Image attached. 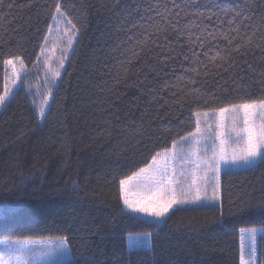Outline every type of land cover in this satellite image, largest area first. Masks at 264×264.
I'll list each match as a JSON object with an SVG mask.
<instances>
[{
    "label": "trees",
    "instance_id": "1",
    "mask_svg": "<svg viewBox=\"0 0 264 264\" xmlns=\"http://www.w3.org/2000/svg\"><path fill=\"white\" fill-rule=\"evenodd\" d=\"M57 2L11 0L9 8L5 0L0 10V94L5 60L22 61L29 72L0 110V243L67 238L68 264H241L240 230H264V159L222 175L219 206L175 211L159 227L125 214L119 181L194 131L195 112L264 98V0H215L220 15L204 20L209 30L237 35L229 29L240 24L229 25L232 16L221 9H239L250 27L235 43L252 41L215 63L209 58L224 55L226 40L193 46L199 63L175 33L169 37L175 51L151 41L141 51L138 41L170 0H59L78 41L41 124L35 108L41 48ZM205 4L214 8L212 0H196L202 10ZM179 19L180 26L199 21L183 13ZM146 233L150 247L129 248V234ZM258 261L264 264V235Z\"/></svg>",
    "mask_w": 264,
    "mask_h": 264
},
{
    "label": "snow or ice",
    "instance_id": "2",
    "mask_svg": "<svg viewBox=\"0 0 264 264\" xmlns=\"http://www.w3.org/2000/svg\"><path fill=\"white\" fill-rule=\"evenodd\" d=\"M214 8L208 9L207 4L201 7L196 6V0H183V3L178 2V0H170V3H164L160 11L157 12L159 20H154L153 25L150 26L151 31L144 36L142 41H138L141 45V51L143 47L147 45L149 41L156 44L158 47H167L170 51H175L172 47V43L169 42V37L172 33H175V40L179 42L181 38H186V42L189 45V50L192 51V55L196 57L194 63H199L200 53H196L193 50V46L204 48L205 45L210 44V38L212 40H226L227 48L224 55L218 54L215 57H210L209 59L215 63L218 59L228 61L232 52H240L242 48H246L251 44V38L249 37L244 44L235 43L238 39H244L239 33L243 29L245 36H247V28L250 25L247 23L249 17L244 15L239 9L233 11L231 9H221L223 15L228 16L231 14L232 19L228 20L229 25L240 24V27H230L229 32H235L237 35H231L228 33L217 34L215 31L209 30V25L204 24V20L211 21L215 17L219 19L220 13L215 11V0H212ZM5 5V0H0V10L3 9ZM7 6L11 8L13 5L11 0H8ZM55 15L52 17L55 22L50 28L51 31H59L58 24L63 21L65 23V29L63 32L67 35L65 46L63 48L64 55L60 57L59 68L63 69L65 60L69 59V53L74 52L73 44L77 41V36L79 29L76 24L72 23L64 11H62V3H56ZM159 7V5H158ZM181 13L185 16L199 17V21L193 20L192 23L180 26ZM237 17H242V20L237 21ZM195 27L199 29V32L193 33L191 29ZM70 33V34H69ZM255 35V33H253ZM155 37V39H153ZM163 41L164 43H158ZM48 43V39H45V44ZM210 50V49H209ZM45 48L42 46L41 53L43 54ZM207 55L205 51L203 53ZM132 56L138 57L139 52L133 50ZM19 59V57H17ZM40 57H37L39 61ZM6 66L11 65L12 71L16 74V65L13 64V60L7 59L4 61ZM49 64V59L45 57L44 65ZM218 67L223 66L217 65ZM20 67H23V62L21 61ZM192 71L199 75V71L193 68ZM60 77V72L55 71L50 79L46 80L48 85V91L46 95H42L41 105L38 108L39 116L41 119L46 120L51 114L50 109L52 103L55 102V97L53 95L54 91H58L57 79ZM17 79H20L17 74ZM8 73H5V88L3 94H0V110L6 109L9 104V99L14 98L18 95V92L14 91L12 87H9L8 83ZM194 82V81H191ZM15 85V81H12ZM29 95L32 93L29 92ZM51 99L52 103H49ZM195 130L189 131L186 136H181L179 140H173L172 148L183 149L184 145H188L191 154L197 155V160L195 163V168L192 170L193 175H195L196 170H202L203 184L197 185L195 193L190 197L185 194V189L183 187L182 177L185 176V169L180 168L177 174L176 170L173 169L170 172V165L165 164L163 167H157L151 172L152 165L147 167H141L138 172H135L132 177L128 179H121L120 190L121 198L123 200V205L127 212L130 213H140L146 214L149 217H154L157 220V226H161L163 223L170 219V216L166 214L173 208L174 205H178L176 211H187L199 207L201 204L210 205L213 208L217 207V192L220 187V176L222 172L227 174H232V168L237 166L239 162L244 164H249L256 160L257 157L264 155V98L261 99H250L246 102L232 103L227 106H221L214 111L213 116H209L208 112L200 113L195 112ZM201 117H203L204 128L201 127ZM209 119L215 124V131L213 132V124L208 123ZM226 121H230V124L226 125ZM242 123V126H241ZM228 128L227 138L235 139L232 140L234 144H242V148L239 153H233L230 157L225 154L224 145L226 143V132L225 129ZM216 139H219L220 147L219 151L216 148ZM210 141V143L202 144L201 141ZM165 153L170 151L169 149H164ZM211 152V157L208 153ZM161 154L157 153L152 157L153 164L156 163L157 157ZM189 153L179 152L175 153L171 159L173 161H183L188 162ZM202 165L204 166L202 168ZM223 165V167H222ZM137 178V184L133 185V189H139L141 191H146L145 195H139L135 200H130L129 197L124 194V186L129 183V180ZM192 184H196L195 179H193ZM179 185V188L176 186ZM192 185H189V191H191ZM177 192H179L180 198L177 197ZM260 211H264V206L260 208ZM173 214H175L173 212ZM241 241L243 247V241L246 236L249 241H254L256 238V230L253 229L250 232L246 229H241ZM264 231V230H261ZM151 233H146L143 235H131L128 236L129 248H147L151 246ZM8 247V258L0 256V264H14L12 259L13 249L11 248V242L5 241ZM15 243L21 247L17 248L16 251H23L26 256H16L15 260L17 262L23 259L24 264H28V260H34L37 257H49L52 255H59L63 257H70L71 252L67 247V238L58 240L54 245L45 244L42 247H33V242L24 240H17ZM251 251L255 252V247L253 246ZM241 264H244L242 259Z\"/></svg>",
    "mask_w": 264,
    "mask_h": 264
},
{
    "label": "rangeland",
    "instance_id": "3",
    "mask_svg": "<svg viewBox=\"0 0 264 264\" xmlns=\"http://www.w3.org/2000/svg\"><path fill=\"white\" fill-rule=\"evenodd\" d=\"M58 29H59V31H52V33L50 34V36L48 38V43L45 45V51L42 55V58H43V64H42V68H41L42 75H41V79L39 80V89L41 88V91L39 90L38 96L35 100V108H36V111H37V114L39 117V121L41 124H43L45 120L41 119V117L39 116L38 108L41 105L42 95H46L47 91H48V85L45 82H46V80H48L52 77L53 72L59 71L60 77L57 79V85H58L63 73L65 72V66L67 64V61L69 60V59L65 60L63 69L59 68V60H60V57L64 55L63 48L65 46V42L67 39V35H65V33L63 32V30L65 29V23L63 21H61L58 24ZM77 41H78V36H77ZM77 41L74 42V44H73L74 50H75ZM72 53H69V58L71 57ZM45 57H47L49 59V64L47 66L44 65ZM20 63H21L20 61L13 62V64L16 65V70H17L16 74L13 73L11 65L6 66V72L8 73L7 83L9 85V87H12L13 90L16 92H19L21 90V83L25 78L28 77V73H29L28 70L24 67V65L22 68L20 67ZM17 74L19 75L20 79H17ZM12 81H15V85L12 84ZM12 99L13 98H10L9 102ZM49 103H52L51 99L49 100ZM213 114H209V116L211 117V116H213ZM201 120H202L201 127L204 128L205 125L203 123V117H201ZM208 123L213 124L212 131L214 132L215 131V124L213 123V121L211 119H209ZM228 124H230V121H226V125H228ZM241 126H242V123H241ZM225 132H226V137H225L226 143L224 145V150H225V154L230 157L234 152L239 153L243 145L242 144H234L232 142V140L235 139V136H233L232 139L227 138V132H228L227 127L225 129ZM201 143L202 144L210 143V141L202 140ZM219 147H220L219 139H216L217 151H219ZM181 151L189 153L187 163H185L183 161L177 162V161H173L171 159V157L175 153H179ZM208 155H209V157H211V155H212L211 152H209ZM263 159H264V155L257 157L255 161H253L249 164H244L241 161V162H239V164L237 166H234L232 168V172H241V171H246V170H250L252 168H255L256 166L259 165V163ZM196 160H197V155L191 154V150H190L188 145H184L183 149H181V148L173 149L172 148L169 152L163 153L159 157H157L155 164H153V162L151 163L152 169H149V172H151L152 170H154L157 167H163L166 163L171 166L170 172L173 169H175L177 174H178L180 168H184L185 169V176L182 177L181 180L184 182L183 187L185 189V194L190 197L191 195H193L195 193L196 186L203 184V180L201 179V177L203 176V171L202 170H196L195 175H193V172H192V170L195 168L194 162ZM203 167L204 166L202 165V168ZM222 167H223V165H222ZM225 173L226 172H222L221 176H220V187H219L218 192H217V196H218L217 205L218 206L220 205L221 177ZM193 179H195L196 184H192ZM135 184H137V178H133V179L129 180V183L124 186V188H125L124 194H126L130 200L137 199L138 198L137 193H139V195H145L146 194V191H141L139 189L132 190L133 185H135ZM189 185H192L191 191H189ZM176 187L179 188V185H177ZM177 197L180 198L179 192H177ZM209 206L210 205L201 204L199 207H196L194 209H199V208H204V207H209ZM177 207H179V206L174 205L173 208L171 210H169V212L166 215L170 216L173 212L176 211ZM124 209H125V207H124ZM125 210L127 212V209H125ZM132 214L134 216H138V218L139 217L142 218L143 220L157 223L156 218L149 217L146 214H140V213H132ZM256 233L257 234H256V238L254 241H249L247 239V236H246L245 240L243 241V247H242V241H241V261L243 259L244 264H259V261H258V243H259V239L261 238V236L264 235V232L256 231ZM240 238H241V233H240ZM57 241L58 240H44V241H31V242H33V244H32L33 247H42L45 244L54 245V244H56ZM253 246L255 247L254 253L251 251ZM8 247H9V245L6 244L5 242L0 243V256L4 257L5 259L8 258ZM19 247H21V246L17 245L15 242H11V248L13 249L12 259H13L14 264H24L23 259L19 262H17L15 260V257L18 255L22 256V257L26 256L25 252L16 251V249ZM67 247L69 249L68 242H67ZM131 249H137V248H131ZM71 260H72V256L63 257V256H59V255H52L49 257H37L34 260L29 259L28 264H68Z\"/></svg>",
    "mask_w": 264,
    "mask_h": 264
},
{
    "label": "crops",
    "instance_id": "4",
    "mask_svg": "<svg viewBox=\"0 0 264 264\" xmlns=\"http://www.w3.org/2000/svg\"><path fill=\"white\" fill-rule=\"evenodd\" d=\"M130 213V212H129ZM131 215H133L132 213H130ZM134 216V215H133ZM135 217H138V216H135ZM140 218V217H139ZM142 219V218H141ZM150 222V221H149ZM157 224V223H156Z\"/></svg>",
    "mask_w": 264,
    "mask_h": 264
}]
</instances>
